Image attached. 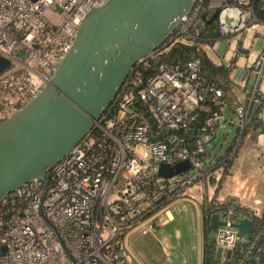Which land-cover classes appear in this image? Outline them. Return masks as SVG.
<instances>
[{
    "label": "built area",
    "instance_id": "built-area-1",
    "mask_svg": "<svg viewBox=\"0 0 264 264\" xmlns=\"http://www.w3.org/2000/svg\"><path fill=\"white\" fill-rule=\"evenodd\" d=\"M103 1L0 0V57L9 61L0 71V122L48 82L81 18ZM257 1L195 0L157 51L175 42L191 44L184 36L199 35L214 13L217 39L245 32L264 22L256 15ZM229 14L237 16L236 24L227 23ZM217 39L208 42L213 50ZM151 56L134 66L98 121L45 180L33 179L0 200V264H133L128 234L165 225L171 206L188 199L202 200L208 216L220 210L225 224L209 234L221 249L218 264L236 247L241 256L231 264H264V231L250 239L252 232L243 236L232 227L235 215L252 220L259 215L238 211L232 199L220 200L215 190L224 174L222 161L206 160L223 119V90L202 87L197 57L168 64L152 63ZM250 65L256 78L264 75V50ZM260 95L251 88L246 104L234 102L241 128ZM206 96L218 108L188 137L196 111H209ZM181 161L189 167L159 175L160 164Z\"/></svg>",
    "mask_w": 264,
    "mask_h": 264
},
{
    "label": "water",
    "instance_id": "water-1",
    "mask_svg": "<svg viewBox=\"0 0 264 264\" xmlns=\"http://www.w3.org/2000/svg\"><path fill=\"white\" fill-rule=\"evenodd\" d=\"M194 2L104 0L86 12L48 82L0 122V200L33 179H46L98 121L134 66L168 43ZM8 65L0 57V71ZM188 167V161L162 163L159 175L169 177ZM219 211L208 218L211 234L225 224ZM232 227L248 236L253 220L239 216Z\"/></svg>",
    "mask_w": 264,
    "mask_h": 264
},
{
    "label": "rangeland",
    "instance_id": "rangeland-1",
    "mask_svg": "<svg viewBox=\"0 0 264 264\" xmlns=\"http://www.w3.org/2000/svg\"><path fill=\"white\" fill-rule=\"evenodd\" d=\"M237 16L229 14L226 16L228 24H236ZM264 21V19H263ZM264 23V22H263ZM263 23L254 26L264 33ZM243 32L237 35L229 36L220 40L217 50L210 53L211 57L216 61L224 62L227 55L232 51V43L240 46L242 43ZM263 39L258 35L257 40L253 44L252 50L259 51L262 48ZM241 50L242 48H237ZM232 62V61H231ZM240 71L236 73V78L240 77ZM236 100L231 105L232 109L236 105ZM243 104V103H242ZM262 111V107L259 112ZM259 119H263L259 114ZM241 126L235 113L231 110H223V119L217 125V134L213 142L207 145V154L219 157L218 161H222L224 174L220 178L215 191L223 189V186L234 183L230 178V172L237 176L235 180H243L244 188L241 191L248 193L249 198L257 197L261 200L260 216L264 219V155L260 145L264 143L259 132H253L248 137L240 134ZM260 135V138L258 136ZM259 141V143H258ZM231 162V167H230ZM241 179V177H245ZM226 181V182H225ZM238 181V182H239ZM233 198V199H232ZM232 199L235 203H239L236 198L227 196L223 201ZM235 199V200H234ZM195 200L190 199L177 202L174 207L171 206V219L165 225L154 223V230L147 234L141 231H135L128 234L125 239L126 250L133 264H205L203 246L205 242V234H201L198 228V217L196 215ZM222 217V213H221ZM235 215L233 220L238 219ZM236 229L235 227H233ZM216 231V230H215ZM214 231V232H215ZM130 236V237H129ZM203 237L202 241L200 240ZM213 240V238L211 237ZM166 250L168 254H166Z\"/></svg>",
    "mask_w": 264,
    "mask_h": 264
},
{
    "label": "trees",
    "instance_id": "trees-1",
    "mask_svg": "<svg viewBox=\"0 0 264 264\" xmlns=\"http://www.w3.org/2000/svg\"><path fill=\"white\" fill-rule=\"evenodd\" d=\"M263 3L258 0L255 4V12L256 15L264 19V10L262 9ZM215 23L211 25H206L203 30L197 35L195 38L190 39L186 35L184 36L185 40H191V44L186 42H175L167 49L159 50L154 53L150 57V62L152 63H168V64H183L186 60L191 57H197L200 60V75L202 76V87L205 89L209 85H215L219 87L224 92V99L226 105L224 109L231 110L235 113V106L232 109L231 105L233 104L234 96L232 94L233 82L230 78V67L221 63L219 65H215L212 63L211 59L207 55L203 45L208 44L209 41L217 39L218 35L215 31ZM261 98V95H260ZM247 102V98H245L241 103ZM204 104L209 106V111L197 110L196 118L190 124L187 135L190 137L194 135V133L202 127L204 120L210 115V111L217 109L216 105H213L209 97L206 96ZM246 106V105H245ZM263 107V100L261 98L260 104H254L251 106V119L248 124H246L240 130V134L243 137H248L250 133L259 132L264 134V120L259 119L258 113L260 108ZM238 211L247 213L245 208L241 209L238 205L236 206ZM260 231H264V219L260 217H255L253 219V230L250 236V239L254 238L257 233ZM209 232H212L210 229L206 231L205 242L203 246L204 253V261L205 264H218L219 256L217 254V247L214 241L210 238ZM237 247L231 251V253L227 256L225 264H231L233 261L240 258L241 254L237 251Z\"/></svg>",
    "mask_w": 264,
    "mask_h": 264
},
{
    "label": "crops",
    "instance_id": "crops-1",
    "mask_svg": "<svg viewBox=\"0 0 264 264\" xmlns=\"http://www.w3.org/2000/svg\"><path fill=\"white\" fill-rule=\"evenodd\" d=\"M256 25L257 24L251 26L247 31L243 32L242 43L240 46L236 45V42L232 43V51H230L228 53L227 58L225 59L224 62H221L219 60L216 61L214 58L211 57L210 53H212L211 50L212 51L217 50V47H218L220 40L226 39L229 36L217 39L218 42L216 44L215 50H213L211 48L210 44L203 45V48L205 49L207 55L209 56V58L211 59L213 64L219 65V64L223 63L226 66L230 67V70H231L230 71V78L232 79V82L234 85L233 89H232V94L234 96L233 101L236 100L237 102H242L246 98V91H248L251 88L257 89V92H259L261 94V98L263 100L262 111L258 113V117H260L259 116V114H260L261 117L263 118L262 120H264V75H262V77H260V78H256L250 69L251 62L256 58V56L259 54L260 51L264 50V33L259 31V29H254L255 28L254 26H256ZM258 35L262 36L263 45L259 51H253L252 47H253V44L255 43V41L257 40ZM236 46H237V48L240 47L242 49L237 50ZM238 71H240L241 74H240L239 78H236V73ZM216 133H217V131H216ZM260 135L264 136L263 133ZM260 135L258 136V138H260ZM262 140L264 141V137L262 138ZM258 143H259V141H258ZM260 146H262L261 152L264 155V143ZM218 159H219V157H217V156H212V158H210L209 153L206 156L207 161H218ZM230 167H231V162H230ZM229 176L232 180H234L235 184L229 183V185H228V182L225 181L227 184H225V186H223V189L218 190L216 193L219 196L220 200L221 199L224 200V198H226L227 196H232V197L237 199V201L239 202L237 204L239 207H241V209L245 208L249 214L260 216L261 210H260V208L257 207V205H260L261 200L257 197L256 198L253 197L254 199L252 202V200H251L252 198H249L248 193L245 191H241V189L244 188V181L243 180H241V181L235 180L238 177L231 174V172H230ZM243 178H246V176L241 177V179H243ZM197 194L199 196V192H197ZM195 202H196L195 211H196V215L198 217V219H197L198 220V228L201 229V234L203 236V234L206 235V231L209 230L208 218L210 215L208 216L205 214L202 200L197 199V201H195ZM262 210H264V209H262ZM171 216H172V220H173V214H171ZM133 232H135V230L132 231L130 234H132ZM209 234H211V232H209ZM200 240L202 241V246H203V237Z\"/></svg>",
    "mask_w": 264,
    "mask_h": 264
},
{
    "label": "flooded vegetation",
    "instance_id": "flooded-vegetation-1",
    "mask_svg": "<svg viewBox=\"0 0 264 264\" xmlns=\"http://www.w3.org/2000/svg\"><path fill=\"white\" fill-rule=\"evenodd\" d=\"M211 24H213V21H212V19H209V20L207 21V25H211Z\"/></svg>",
    "mask_w": 264,
    "mask_h": 264
}]
</instances>
